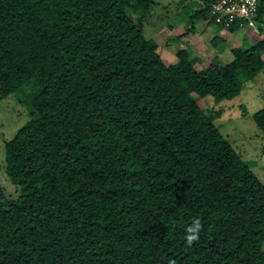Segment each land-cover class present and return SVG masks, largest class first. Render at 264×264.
Segmentation results:
<instances>
[{"label": "trees", "instance_id": "1", "mask_svg": "<svg viewBox=\"0 0 264 264\" xmlns=\"http://www.w3.org/2000/svg\"><path fill=\"white\" fill-rule=\"evenodd\" d=\"M216 1L187 22L218 26ZM156 6L0 0V104L30 114L4 145L18 196L0 184V264H264V183L215 124L264 70V38L224 65L166 64L144 33ZM255 19L264 33L260 0Z\"/></svg>", "mask_w": 264, "mask_h": 264}, {"label": "rangeland", "instance_id": "2", "mask_svg": "<svg viewBox=\"0 0 264 264\" xmlns=\"http://www.w3.org/2000/svg\"><path fill=\"white\" fill-rule=\"evenodd\" d=\"M194 1L199 0H158V6L146 22L144 33L148 39L157 41L166 64L177 61L179 51L186 50L200 59V68L213 63L224 65L233 60L232 47L247 49L246 42L252 44L264 38L257 27L218 30V26L208 23L209 20H195L194 24H189L184 17L185 8L188 11L196 8L190 3ZM260 4L264 6V0H260ZM185 27L194 30L182 36L186 33ZM213 39H217L216 45L211 44ZM202 105L210 108L214 104L205 99ZM219 107L223 114L215 121L216 126L264 183V131L254 119L255 113L264 108V70L244 84L239 96L221 102L216 106ZM29 119L28 108L17 97L10 96L0 104V184L13 198L18 196V191L6 173L4 145Z\"/></svg>", "mask_w": 264, "mask_h": 264}, {"label": "built area", "instance_id": "3", "mask_svg": "<svg viewBox=\"0 0 264 264\" xmlns=\"http://www.w3.org/2000/svg\"><path fill=\"white\" fill-rule=\"evenodd\" d=\"M259 0H217L212 5L209 19L223 28L253 29L257 27V16Z\"/></svg>", "mask_w": 264, "mask_h": 264}, {"label": "clouds", "instance_id": "4", "mask_svg": "<svg viewBox=\"0 0 264 264\" xmlns=\"http://www.w3.org/2000/svg\"><path fill=\"white\" fill-rule=\"evenodd\" d=\"M249 30V29H247ZM200 221L197 219L195 220L189 227L187 228V234H186V243L191 245L193 241L198 239L199 235V229H200ZM174 264V262H172Z\"/></svg>", "mask_w": 264, "mask_h": 264}]
</instances>
